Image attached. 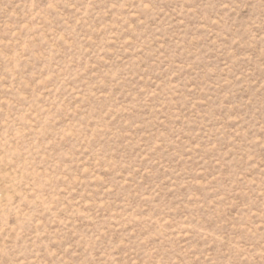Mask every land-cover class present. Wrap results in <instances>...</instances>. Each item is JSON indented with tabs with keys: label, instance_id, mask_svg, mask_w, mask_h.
<instances>
[{
	"label": "rangeland",
	"instance_id": "obj_1",
	"mask_svg": "<svg viewBox=\"0 0 264 264\" xmlns=\"http://www.w3.org/2000/svg\"><path fill=\"white\" fill-rule=\"evenodd\" d=\"M0 264H264V0H0Z\"/></svg>",
	"mask_w": 264,
	"mask_h": 264
}]
</instances>
